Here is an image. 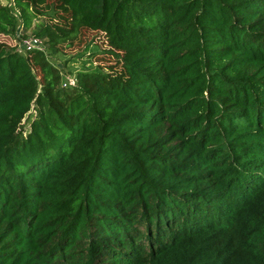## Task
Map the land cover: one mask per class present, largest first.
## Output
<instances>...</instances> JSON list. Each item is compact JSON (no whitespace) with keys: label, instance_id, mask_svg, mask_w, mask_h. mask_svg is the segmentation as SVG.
Instances as JSON below:
<instances>
[{"label":"trees","instance_id":"16d2710c","mask_svg":"<svg viewBox=\"0 0 264 264\" xmlns=\"http://www.w3.org/2000/svg\"><path fill=\"white\" fill-rule=\"evenodd\" d=\"M47 1L0 4L51 18L0 42V264H264V0ZM80 29L114 64L63 86Z\"/></svg>","mask_w":264,"mask_h":264},{"label":"rangeland","instance_id":"374dc122","mask_svg":"<svg viewBox=\"0 0 264 264\" xmlns=\"http://www.w3.org/2000/svg\"><path fill=\"white\" fill-rule=\"evenodd\" d=\"M11 1L12 0H0V4L11 6ZM47 7H50V9L54 8L56 10L55 7H57V3H55V0H48L46 3V8ZM43 11L46 12V9H43ZM56 13L60 16V20L64 21V19L61 18V16L64 15V12L56 10ZM50 15H53V13L50 12ZM50 19L51 18L46 15H39L32 20L30 27L24 34L25 37L21 36L22 28L20 27L15 36L11 37L0 35V42L11 47H15L20 53H22L18 45L20 41L30 37H34V34L38 30L42 22H50ZM95 45H97V48L95 47ZM59 49L60 50L58 53H56L55 55H51L49 61L54 65V67L59 70L60 74L63 77L64 83H67L68 80H72L73 82H75L76 73L90 67L89 64H86L85 67H83V62L89 60L88 55L90 53L98 52L92 57V67H94L95 65H100L102 68H104L107 65L114 64V59L109 54L102 52L108 50L109 47L107 46L105 37L97 32L80 29L72 40L60 44ZM35 74L40 78L38 70H35ZM34 117L35 110L32 107L31 111L26 114V116L22 120L19 130L22 136H25L29 132L30 123L32 122Z\"/></svg>","mask_w":264,"mask_h":264},{"label":"built area","instance_id":"2783aa9c","mask_svg":"<svg viewBox=\"0 0 264 264\" xmlns=\"http://www.w3.org/2000/svg\"><path fill=\"white\" fill-rule=\"evenodd\" d=\"M19 45V49L22 53H27L31 51H39V52H45V45L43 40L36 38V37H30L24 40H21ZM75 82L72 80H68L67 83H64L63 86H74Z\"/></svg>","mask_w":264,"mask_h":264}]
</instances>
